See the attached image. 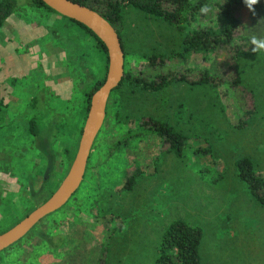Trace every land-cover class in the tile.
Returning <instances> with one entry per match:
<instances>
[{"label":"rangeland","instance_id":"374dc122","mask_svg":"<svg viewBox=\"0 0 264 264\" xmlns=\"http://www.w3.org/2000/svg\"><path fill=\"white\" fill-rule=\"evenodd\" d=\"M255 13L244 33L264 38V11ZM118 27L129 72L159 54L166 68L227 71L239 83L173 82L152 91L123 82L109 96L77 191L0 252V264H154L175 220L201 229V264H264V205L236 169L237 160L248 158L264 177V52L248 50L230 66L220 53L180 57L189 28L131 6L122 10ZM106 58L73 21L17 0L0 28V233L49 198L66 175L86 94L103 76ZM144 117L185 136L180 155L156 136L121 141ZM132 174L133 185L125 187Z\"/></svg>","mask_w":264,"mask_h":264},{"label":"trees","instance_id":"16d2710c","mask_svg":"<svg viewBox=\"0 0 264 264\" xmlns=\"http://www.w3.org/2000/svg\"><path fill=\"white\" fill-rule=\"evenodd\" d=\"M72 1L85 5L103 16L118 33L123 51L124 45L119 34L118 26L120 24L122 10L127 6L140 9L172 25L187 26L189 31L184 35L182 52L179 54V56L183 58L185 54L188 53H220L225 54V63L230 66L232 65L234 57L246 53L248 50H251L252 47L249 44L250 37L247 38L246 33H244L245 23L251 21L249 18L252 16V13L246 8L243 0ZM32 2L38 7H43L56 13L41 0H32ZM202 5H207L210 8L208 14L202 15L200 13V7ZM16 7L17 0H0V28L14 12ZM255 11H264V0H260V3L255 6ZM73 22L91 35L97 41L98 46L107 54L103 43L93 32L86 26L75 21ZM107 63L108 60L106 58L103 76L98 79L92 89L86 94L87 105L84 118L88 111L90 96L104 82ZM217 64H222L221 60H218ZM167 65L168 61L163 55H153L151 58H148L147 63L144 64L142 69H138L134 72H129L124 69V76L119 86L127 81L129 84L144 89L158 91L173 82H185L190 85L210 83L220 88L228 82L232 85L239 83V77L234 74L231 76L227 75V71L223 75L212 73L207 68H166ZM35 102L36 99L33 97L32 105L35 106ZM29 123L31 135L35 138L39 134L36 121L34 118H30ZM146 136L158 137L160 141L167 144L168 149L174 151L177 155L181 154L186 144L185 136L174 132L167 123L155 120L151 117L142 118L138 127L129 130L121 141L128 142L129 138L141 139ZM116 146V144L113 145L109 153L116 149ZM236 169L239 179L248 185L253 198L264 205V177L255 172L251 160L248 158L237 160ZM133 183L134 174L127 177L124 186L131 187ZM201 237L202 231L199 227L191 226L183 220L171 222L166 227L159 242L154 264H201L199 254Z\"/></svg>","mask_w":264,"mask_h":264},{"label":"water","instance_id":"95a60500","mask_svg":"<svg viewBox=\"0 0 264 264\" xmlns=\"http://www.w3.org/2000/svg\"><path fill=\"white\" fill-rule=\"evenodd\" d=\"M59 15L86 26L103 43L107 70L103 84L90 96L88 111L71 165L55 191L8 230L0 233V252L12 246L42 219L63 207L79 188L86 172L94 140L106 118L111 92L124 76V51L115 28L98 12L72 0H41Z\"/></svg>","mask_w":264,"mask_h":264},{"label":"clouds","instance_id":"9594fccd","mask_svg":"<svg viewBox=\"0 0 264 264\" xmlns=\"http://www.w3.org/2000/svg\"><path fill=\"white\" fill-rule=\"evenodd\" d=\"M246 8L255 15V6L260 3V0H243ZM210 8L207 5H202L200 7V13L202 15L208 14ZM249 44L252 46L251 51L253 53L264 52V38H258L255 35H252L249 38Z\"/></svg>","mask_w":264,"mask_h":264},{"label":"crops","instance_id":"0c3cea01","mask_svg":"<svg viewBox=\"0 0 264 264\" xmlns=\"http://www.w3.org/2000/svg\"><path fill=\"white\" fill-rule=\"evenodd\" d=\"M7 20H8V18H7ZM31 154H32L31 148L30 149L29 148H26V150L23 152V159L25 160L26 164H28L30 162Z\"/></svg>","mask_w":264,"mask_h":264}]
</instances>
